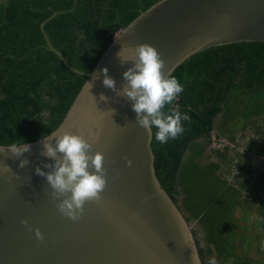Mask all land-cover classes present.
<instances>
[{
  "label": "trees",
  "instance_id": "1",
  "mask_svg": "<svg viewBox=\"0 0 264 264\" xmlns=\"http://www.w3.org/2000/svg\"><path fill=\"white\" fill-rule=\"evenodd\" d=\"M157 1L0 0V144L54 130L86 81L82 72ZM171 75L184 87L171 106L191 119L165 144L153 128L157 176L195 223L204 264H264L241 224L255 212L264 228V167L254 161L264 158V41L205 49ZM224 139L235 147L213 145Z\"/></svg>",
  "mask_w": 264,
  "mask_h": 264
},
{
  "label": "water",
  "instance_id": "2",
  "mask_svg": "<svg viewBox=\"0 0 264 264\" xmlns=\"http://www.w3.org/2000/svg\"><path fill=\"white\" fill-rule=\"evenodd\" d=\"M116 36L93 70L82 72L86 81L61 123L26 142L30 153L15 158L6 147L0 153V264H204L192 223L157 176L153 130L150 136L136 123L133 101L105 87L102 75L94 82L93 76L106 66L120 89L131 63L121 64L117 53L140 43L161 53L167 77L205 49L264 41V0H159ZM101 93L107 102L100 100ZM64 131L95 140L93 154L105 155L102 200L86 202L78 221L58 211L46 178L35 172L37 166L48 171L44 164L54 163L40 154L41 141L54 142ZM25 158L29 164L20 168ZM4 164L11 170L5 171ZM36 228L44 234L42 241Z\"/></svg>",
  "mask_w": 264,
  "mask_h": 264
},
{
  "label": "clouds",
  "instance_id": "3",
  "mask_svg": "<svg viewBox=\"0 0 264 264\" xmlns=\"http://www.w3.org/2000/svg\"><path fill=\"white\" fill-rule=\"evenodd\" d=\"M117 57L121 64L131 63V67L123 73L122 87L117 89L116 82L108 74L106 66L94 74L93 82L102 75L105 87L112 89L118 96L133 101L132 109L136 113V123L145 128L150 136L153 128H156L155 140L159 143L165 144L170 139L175 140L182 136L186 131L183 122L190 121L191 117L187 112L182 113L171 105L184 91V87L175 76H164L162 69L165 61L161 58V53L145 42L135 47L121 48ZM87 84L89 89L93 86V83ZM108 99L103 93L100 94V100L107 102ZM110 110L113 114L114 110ZM96 139H99L98 135ZM41 143L40 154L54 163L44 164L48 171L37 166L35 172L46 178L52 189L51 198L56 202L58 211L63 216L78 221L86 202L99 203L102 200L101 194L107 186L105 155L101 151L93 154L95 140L90 142L83 135L70 131L57 134L54 142L45 137ZM5 147L15 158L31 152V145L24 140L21 143L0 146V153L4 152ZM127 163L131 166L132 162L129 160ZM28 164L27 158L19 161L20 168ZM3 168L5 171L11 170L6 164ZM90 168L93 170L90 171ZM21 223L26 227L29 225L27 219L21 220ZM35 236L37 240L44 239V234L39 228L35 229Z\"/></svg>",
  "mask_w": 264,
  "mask_h": 264
},
{
  "label": "rangeland",
  "instance_id": "4",
  "mask_svg": "<svg viewBox=\"0 0 264 264\" xmlns=\"http://www.w3.org/2000/svg\"><path fill=\"white\" fill-rule=\"evenodd\" d=\"M251 133H252L251 131H246V135L248 137L251 135ZM246 140H247L246 138L241 140L242 145L238 146L240 151L245 152L242 146L244 145ZM228 144H231L232 146H234V144L229 143V141L225 139L222 142L220 141V142H217L216 144L214 143L213 145L218 146V147H223V145H228ZM254 158H255L254 159L255 165L257 166L258 170L262 169L264 167V158L263 157H259V158L254 157ZM258 218H259L258 214L254 212L253 217H251L250 221L249 220L241 221L242 231L246 235V238L255 239L254 244L252 245V251H251V254L254 256L260 255L261 250L264 251V228L261 227V225L258 223L259 222ZM192 223L195 226V223L194 222Z\"/></svg>",
  "mask_w": 264,
  "mask_h": 264
}]
</instances>
